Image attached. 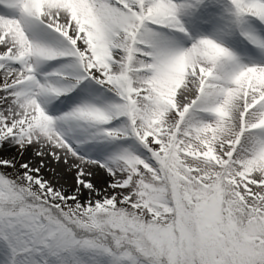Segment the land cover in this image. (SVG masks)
<instances>
[{
	"label": "snow or ice",
	"instance_id": "6c2138e0",
	"mask_svg": "<svg viewBox=\"0 0 264 264\" xmlns=\"http://www.w3.org/2000/svg\"><path fill=\"white\" fill-rule=\"evenodd\" d=\"M0 264H264V0H0Z\"/></svg>",
	"mask_w": 264,
	"mask_h": 264
},
{
	"label": "bare ground",
	"instance_id": "6f19581e",
	"mask_svg": "<svg viewBox=\"0 0 264 264\" xmlns=\"http://www.w3.org/2000/svg\"><path fill=\"white\" fill-rule=\"evenodd\" d=\"M31 155H32V154H31V150H30V151H29V154H28V156H30V157H31ZM57 171H61V172H62V171H63V169H62V168H60V169H57ZM46 175H49V174H48V173H46ZM69 182H70V181H69Z\"/></svg>",
	"mask_w": 264,
	"mask_h": 264
},
{
	"label": "rangeland",
	"instance_id": "374dc122",
	"mask_svg": "<svg viewBox=\"0 0 264 264\" xmlns=\"http://www.w3.org/2000/svg\"><path fill=\"white\" fill-rule=\"evenodd\" d=\"M29 153H26V158H29L30 156H28Z\"/></svg>",
	"mask_w": 264,
	"mask_h": 264
}]
</instances>
